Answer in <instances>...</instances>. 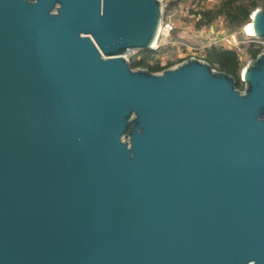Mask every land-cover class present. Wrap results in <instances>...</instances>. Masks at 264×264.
<instances>
[{
    "label": "water",
    "instance_id": "95a60500",
    "mask_svg": "<svg viewBox=\"0 0 264 264\" xmlns=\"http://www.w3.org/2000/svg\"><path fill=\"white\" fill-rule=\"evenodd\" d=\"M160 0H0V264H264V51L159 73ZM264 41V9L244 27Z\"/></svg>",
    "mask_w": 264,
    "mask_h": 264
},
{
    "label": "rangeland",
    "instance_id": "374dc122",
    "mask_svg": "<svg viewBox=\"0 0 264 264\" xmlns=\"http://www.w3.org/2000/svg\"><path fill=\"white\" fill-rule=\"evenodd\" d=\"M163 2V20L170 23L173 28L166 37H160L158 44L160 47L154 52L153 57L148 60L149 64L155 60L162 66L169 63L175 65L180 58L194 56L204 61V55L212 45L226 49L235 50L241 61L244 69L252 60L247 54L248 44L252 40H256L251 35L247 34L244 24L240 27L229 25L223 18L217 17L207 25L200 28L197 25L199 17L193 12L209 9L216 3L215 0H205L201 3L193 0H161ZM236 35L238 44H227L222 38L230 35ZM263 42V43H262ZM260 44L264 49V41ZM141 51H131L128 55L130 61L139 59ZM216 70V69H214Z\"/></svg>",
    "mask_w": 264,
    "mask_h": 264
},
{
    "label": "trees",
    "instance_id": "16d2710c",
    "mask_svg": "<svg viewBox=\"0 0 264 264\" xmlns=\"http://www.w3.org/2000/svg\"><path fill=\"white\" fill-rule=\"evenodd\" d=\"M198 4L205 0H193ZM216 3L209 9H202L193 12L199 17L197 22L200 28L207 25L217 17L223 18L229 25L240 27L250 22V16L257 8L264 9V0H215ZM263 47L256 43L250 42L247 48V54L251 60L263 52ZM139 59H132L130 61L131 68H146L151 72L158 73L171 67L173 64L169 63L162 66L157 60L149 64L148 60L153 57L155 51H141ZM185 59V58H184ZM180 58L178 62L184 61ZM204 61L207 62L213 69L227 73L235 78L236 88L244 89V83L241 81V72L243 70L239 56L235 50L226 49L219 46L212 45L209 47L204 55Z\"/></svg>",
    "mask_w": 264,
    "mask_h": 264
},
{
    "label": "built area",
    "instance_id": "2783aa9c",
    "mask_svg": "<svg viewBox=\"0 0 264 264\" xmlns=\"http://www.w3.org/2000/svg\"><path fill=\"white\" fill-rule=\"evenodd\" d=\"M161 1V0H160ZM162 3V7H163V2L161 1ZM173 26L170 24V23H167L165 22L164 20H162V25H161V29H160V32H159V35H158V38L155 42V44L153 45V48H154V51H156L159 47H160V44H158V40L160 37H166L169 32L172 30ZM222 40H225L227 44H238V40H237V37L236 35H230L226 38H222ZM251 42H256V43H261L262 41L256 39V40H252ZM263 43V42H262ZM131 51H134V50H131ZM131 51H128L127 54H126V58H128V60L130 61V58L128 57L129 54H131ZM188 58H194V56H188L186 57L184 60L188 59ZM196 58V57H195ZM198 59V58H197ZM200 60V59H199ZM135 69H146V68H135ZM159 73V72H158Z\"/></svg>",
    "mask_w": 264,
    "mask_h": 264
},
{
    "label": "bare ground",
    "instance_id": "6f19581e",
    "mask_svg": "<svg viewBox=\"0 0 264 264\" xmlns=\"http://www.w3.org/2000/svg\"><path fill=\"white\" fill-rule=\"evenodd\" d=\"M249 24H250V23H248L247 25H249ZM247 25H246V26H247ZM246 32H247V31H246ZM249 35H250V34H249ZM251 36H252V35H251Z\"/></svg>",
    "mask_w": 264,
    "mask_h": 264
}]
</instances>
